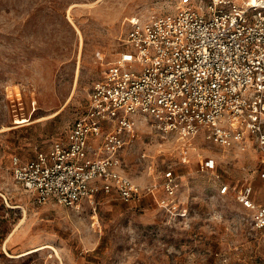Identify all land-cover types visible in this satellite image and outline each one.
<instances>
[{
    "label": "rangeland",
    "instance_id": "374dc122",
    "mask_svg": "<svg viewBox=\"0 0 264 264\" xmlns=\"http://www.w3.org/2000/svg\"><path fill=\"white\" fill-rule=\"evenodd\" d=\"M209 1L0 0V264H264V230L233 190L221 194L216 176L199 171L212 159L224 182L251 187L264 203V153L255 145L224 149L201 135L183 162L176 143L140 124L124 171L142 185L169 169L182 174L174 212L153 197L37 203L12 174L14 156L32 158L68 134L124 49L131 19Z\"/></svg>",
    "mask_w": 264,
    "mask_h": 264
},
{
    "label": "built area",
    "instance_id": "2783aa9c",
    "mask_svg": "<svg viewBox=\"0 0 264 264\" xmlns=\"http://www.w3.org/2000/svg\"><path fill=\"white\" fill-rule=\"evenodd\" d=\"M142 123L176 143L183 162L201 135L224 149L255 145L264 153V0H210L131 19L124 49L68 134L32 158L14 156L13 178L37 203L78 208L98 196L135 205L153 197L174 212L182 174L169 169L160 182L142 185L124 171L123 151ZM215 168L210 159L199 171L216 176L221 194L233 190L254 229L264 230V203L249 186L232 188Z\"/></svg>",
    "mask_w": 264,
    "mask_h": 264
},
{
    "label": "snow or ice",
    "instance_id": "6c2138e0",
    "mask_svg": "<svg viewBox=\"0 0 264 264\" xmlns=\"http://www.w3.org/2000/svg\"><path fill=\"white\" fill-rule=\"evenodd\" d=\"M253 3H255V0H253Z\"/></svg>",
    "mask_w": 264,
    "mask_h": 264
},
{
    "label": "crops",
    "instance_id": "0c3cea01",
    "mask_svg": "<svg viewBox=\"0 0 264 264\" xmlns=\"http://www.w3.org/2000/svg\"><path fill=\"white\" fill-rule=\"evenodd\" d=\"M162 191V190H161ZM160 192V191H159Z\"/></svg>",
    "mask_w": 264,
    "mask_h": 264
}]
</instances>
